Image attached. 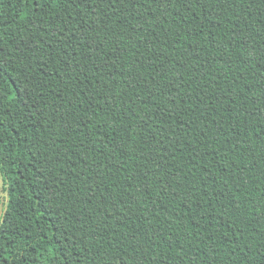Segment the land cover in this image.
Wrapping results in <instances>:
<instances>
[{
  "label": "trees",
  "instance_id": "1",
  "mask_svg": "<svg viewBox=\"0 0 264 264\" xmlns=\"http://www.w3.org/2000/svg\"><path fill=\"white\" fill-rule=\"evenodd\" d=\"M0 264H264V0H0Z\"/></svg>",
  "mask_w": 264,
  "mask_h": 264
}]
</instances>
